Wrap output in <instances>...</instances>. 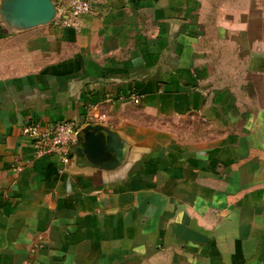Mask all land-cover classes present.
Instances as JSON below:
<instances>
[{
	"label": "crops",
	"instance_id": "obj_1",
	"mask_svg": "<svg viewBox=\"0 0 264 264\" xmlns=\"http://www.w3.org/2000/svg\"><path fill=\"white\" fill-rule=\"evenodd\" d=\"M88 1L0 21V264H264V0ZM28 121L80 128L64 174Z\"/></svg>",
	"mask_w": 264,
	"mask_h": 264
},
{
	"label": "built area",
	"instance_id": "obj_2",
	"mask_svg": "<svg viewBox=\"0 0 264 264\" xmlns=\"http://www.w3.org/2000/svg\"><path fill=\"white\" fill-rule=\"evenodd\" d=\"M57 7L58 14L53 25L60 28L78 27L80 20L93 12L88 0H68ZM116 97L114 94L106 101L111 102ZM130 98L136 105L141 103V97L137 94H131ZM22 134L32 142L38 156L57 157L61 163L59 173L64 174L71 163L72 147L79 139L80 128L68 121H28L22 127Z\"/></svg>",
	"mask_w": 264,
	"mask_h": 264
},
{
	"label": "water",
	"instance_id": "obj_3",
	"mask_svg": "<svg viewBox=\"0 0 264 264\" xmlns=\"http://www.w3.org/2000/svg\"><path fill=\"white\" fill-rule=\"evenodd\" d=\"M57 14L58 7L53 0H0V21L9 30L23 31L48 25L55 21ZM103 131L107 132L106 127L99 125L87 133L90 143H86L84 149L90 158L100 155L98 153L102 151L105 144H108L109 151L119 155L115 146H110V138H107ZM76 152L75 148L74 153ZM119 158L120 155L118 159L113 158L114 164L119 161Z\"/></svg>",
	"mask_w": 264,
	"mask_h": 264
}]
</instances>
